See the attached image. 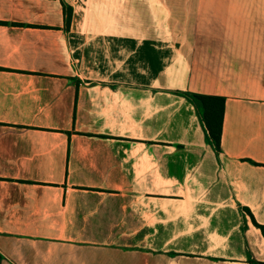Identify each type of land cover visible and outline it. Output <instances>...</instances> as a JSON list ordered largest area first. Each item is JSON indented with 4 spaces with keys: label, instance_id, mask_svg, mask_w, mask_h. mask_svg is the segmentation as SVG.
<instances>
[{
    "label": "crops",
    "instance_id": "1",
    "mask_svg": "<svg viewBox=\"0 0 264 264\" xmlns=\"http://www.w3.org/2000/svg\"><path fill=\"white\" fill-rule=\"evenodd\" d=\"M79 1L0 0V264L264 263V0Z\"/></svg>",
    "mask_w": 264,
    "mask_h": 264
},
{
    "label": "trees",
    "instance_id": "2",
    "mask_svg": "<svg viewBox=\"0 0 264 264\" xmlns=\"http://www.w3.org/2000/svg\"><path fill=\"white\" fill-rule=\"evenodd\" d=\"M65 6L66 12V25H68V8ZM183 97L192 103L200 102L202 104V113H199L200 119L203 122L207 133V141L216 151L220 150V141L222 135L223 126V116L225 107V98L221 96H211V95H200V94H190L184 93ZM263 236H264V225L255 223ZM2 256L0 254V262ZM251 264H264L257 262L255 260H250Z\"/></svg>",
    "mask_w": 264,
    "mask_h": 264
},
{
    "label": "rangeland",
    "instance_id": "3",
    "mask_svg": "<svg viewBox=\"0 0 264 264\" xmlns=\"http://www.w3.org/2000/svg\"><path fill=\"white\" fill-rule=\"evenodd\" d=\"M136 0L137 7H138V12H137V19L138 21H143V20H160L161 13L158 12L159 6L161 4H175V3H181L182 0ZM84 2V3H83ZM97 0H82L79 1L76 4V7L78 8L79 11L82 10V7L84 8V11L86 12L91 11L94 9L96 6ZM129 0H120V5L122 11H120V17L121 19H125L128 16V11L124 12V8L128 5ZM103 15V13L101 14ZM171 25V24H170ZM176 29L174 28V25L169 26V36H176ZM199 113H202V109L199 111ZM176 210V207H174ZM188 210L187 207H185V212Z\"/></svg>",
    "mask_w": 264,
    "mask_h": 264
}]
</instances>
